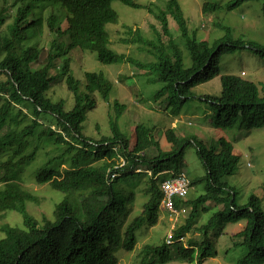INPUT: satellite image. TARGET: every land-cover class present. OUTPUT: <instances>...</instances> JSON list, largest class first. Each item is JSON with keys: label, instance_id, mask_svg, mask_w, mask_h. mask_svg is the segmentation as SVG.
<instances>
[{"label": "trees", "instance_id": "trees-1", "mask_svg": "<svg viewBox=\"0 0 264 264\" xmlns=\"http://www.w3.org/2000/svg\"><path fill=\"white\" fill-rule=\"evenodd\" d=\"M47 1L4 0L0 4V132L5 129L0 133V212L2 216L11 210L19 212L24 224L0 226L4 233L0 238V264H119L117 250L133 251L138 242L137 231L158 224L163 191L156 176L166 169L176 174L185 172L184 155L189 142L175 128H169L165 134L172 147L165 149L153 129L144 123L137 124L136 139L131 142L120 126L126 108L120 102L115 103L114 114L110 115L111 134L95 138L85 133L83 123L97 103L94 95L109 101L113 83L104 72H88L85 80L78 79L67 56L74 48H80L95 52L97 59L106 64L128 59L110 47L106 28L108 23L118 21L119 13L113 7L114 0H55L67 11L66 27L61 25V16L48 8V25L55 37L51 47L45 49L39 45V32L44 28ZM119 1L134 8L144 6L136 0ZM248 1H263L264 12V0H232L226 9L233 10ZM36 5L39 9L34 11ZM168 5L178 22L179 38L173 37L168 13L157 14L162 30L157 31L154 39H143L145 47L152 49L155 61L140 65L157 74L163 82L161 90L169 94L171 102L182 104L202 96L214 104L215 126L264 127V82L227 73L221 75L220 95H197L193 91L220 72V57L224 53L247 50L263 60L264 42L237 37L227 24H218L224 32L222 37L213 42L200 40L196 32H189L179 1L171 0ZM223 9L219 2H206L203 7L205 13ZM9 18L12 20L8 22ZM188 57L190 63L186 62ZM57 61L62 62L60 71L52 74ZM58 77L68 86L73 99L71 107L67 99L56 100L50 95ZM57 127H63L68 134L64 135ZM50 141L58 148L45 150ZM41 149L46 158L35 180L64 195L55 205L54 220L47 215L38 220L27 208L28 202H39V198L25 187L23 172L37 161ZM198 151L206 167L207 190L195 198L189 194L175 198L179 208L193 209L187 222L178 225L174 232L176 237H182L195 230L203 234L202 238L189 241L187 247L183 242L168 244L165 235L161 243L143 246L138 264L176 260L203 264L216 255L210 231L242 219L247 223L239 232L242 241L238 244L248 252L236 264H264L262 198L253 194L249 202L238 205L233 190L224 180V176L234 173L239 161L233 142L223 138ZM66 162L68 165L62 167ZM116 165L119 166L115 168ZM139 168L143 171H137ZM147 170H152V174ZM112 172L118 173L114 179ZM135 175L148 177L144 190L148 200L141 213L124 227L127 204L134 193L127 195L125 186L117 182ZM127 183L131 188L137 186ZM195 183L197 180H191L190 191ZM209 202L223 208L216 210L206 223L193 226Z\"/></svg>", "mask_w": 264, "mask_h": 264}, {"label": "rangeland", "instance_id": "rangeland-1", "mask_svg": "<svg viewBox=\"0 0 264 264\" xmlns=\"http://www.w3.org/2000/svg\"><path fill=\"white\" fill-rule=\"evenodd\" d=\"M143 4V7L134 8L122 3L119 0L113 1V7L119 13L117 22L108 23L107 30L110 33V47L117 53L125 54L128 59L112 64L102 63L97 59L96 53L83 51L74 48L67 57L71 58L70 66L78 79L85 80L88 72L104 74L112 81L113 89L109 101L99 95L96 107L89 112V116L83 125L85 133L100 138L102 135L111 134L110 115L114 114L116 102L126 104V108L120 117V126L128 139L134 142L136 139L135 129L137 124L144 123L151 127L156 136L160 139L163 148L170 149L172 144L166 137V130L175 128L179 136L188 139L184 161V171L188 173L191 180L197 183L189 192L191 198H195L207 190L206 167L199 155L200 147L207 148L211 143L220 142L225 138L233 142L235 153L239 155V161L235 171L231 175L224 176V180L233 190L235 201L238 205L249 202L253 194L262 198L264 206V127L246 128H225L217 127L214 120L217 114V107L209 101L202 99V96L192 98L185 103L171 102L168 93L161 90L163 82L158 79L157 74L142 65L155 61L151 48L145 47L143 39H154L158 30H162V23L157 14L163 11L168 13L169 27L175 39L179 38L180 28L178 22L170 13L168 4L171 0H136ZM185 17L188 20V28L191 34L196 32L200 40L215 39L224 35L218 24L231 25L235 36H242L245 39L264 42V12L263 1H248L233 10L228 11L226 6L232 0H178ZM4 0H0L2 4ZM12 2V1H10ZM206 2H219L224 6L223 10L205 13L203 11ZM50 4V5H49ZM44 28L39 32V45L48 49L51 47L54 35H52L48 20L47 9L61 16V25L66 27L64 17L67 19V11L55 0H48L45 6ZM44 6V7H45ZM39 6L34 7L37 11ZM12 20L9 18L8 22ZM67 40V36L64 37ZM185 53L187 50L182 47ZM190 63V58L186 59ZM62 62L57 61L52 67L51 73L57 74L60 71ZM220 72L211 80L201 83L193 88L197 95L211 94L220 95L222 92L221 75L238 74L253 81L264 82V59L247 50H236L224 53L220 57ZM84 86H82V90ZM50 95L58 99H67L68 107H71L73 99L68 86L62 78L58 77L55 86L51 89ZM179 107L177 109L176 107ZM30 119H27V122ZM25 123V122H24ZM64 135L68 134L63 127H57ZM5 129L0 133H4ZM1 135V134H0ZM68 137V136H67ZM48 138V137H46ZM186 139V140H187ZM65 148V145L62 144ZM56 147L53 141L46 145L45 150H52ZM38 152L37 161L26 167L23 172L24 185L27 189L38 196L39 202H28V211L38 220L44 215L54 220L55 205L63 198V194L53 189L49 184H38L35 174L39 166L46 158L44 150ZM68 163H62L66 167ZM147 176L135 175L127 179L121 178L117 183L126 188V194L134 197L127 204V215L124 217V227L136 215L143 210L144 203L148 196L144 190L147 186ZM127 182L136 183L131 188ZM146 185V186H145ZM122 199L126 200L124 195ZM207 205V204H206ZM223 205L209 202L206 211H200L193 226L206 223L213 213L222 209ZM192 207L188 206L185 213L179 216L175 228L187 222L191 215ZM200 209H203L201 207ZM0 212V226L3 223L23 227V217L19 212L8 211L5 216ZM175 216L161 205L158 224L153 227H142L137 231L138 242L133 251L120 248L116 254L119 264H138L140 262V251L146 243L159 244L165 239V235L176 222ZM247 220L230 222L224 227L219 226L210 231V237L215 243L216 255L209 257L203 264H236V261L247 254L248 249L238 243L242 237L238 236L246 226ZM174 228V231H175ZM4 233L0 229V238ZM203 234L198 231L187 232L183 235V243L188 247L189 241H196L202 238ZM165 264H198L188 261H170Z\"/></svg>", "mask_w": 264, "mask_h": 264}, {"label": "built area", "instance_id": "built-area-1", "mask_svg": "<svg viewBox=\"0 0 264 264\" xmlns=\"http://www.w3.org/2000/svg\"><path fill=\"white\" fill-rule=\"evenodd\" d=\"M122 165L125 164V161L122 160ZM121 165V166H122ZM119 165H116L118 167ZM137 171H143L142 168H139ZM149 174H152V170H147ZM118 175L117 172H112L111 174V179H114L115 176ZM158 177L161 178V189L163 191V197H162V202L161 205L167 209L172 215H174L176 219H174L176 222L173 224L172 228L170 231L167 233L166 236V242L170 245L182 242L183 241V236L182 237H176L174 228L176 226V223L179 220V216L182 213H185L187 210L186 206H181L180 208L176 205L175 198H185L188 196L190 192V185H191V180L186 174V172H180L178 174L174 173L172 170H164L160 172Z\"/></svg>", "mask_w": 264, "mask_h": 264}, {"label": "crops", "instance_id": "crops-1", "mask_svg": "<svg viewBox=\"0 0 264 264\" xmlns=\"http://www.w3.org/2000/svg\"><path fill=\"white\" fill-rule=\"evenodd\" d=\"M156 178H160V177L156 176ZM160 180H161V178H160Z\"/></svg>", "mask_w": 264, "mask_h": 264}]
</instances>
